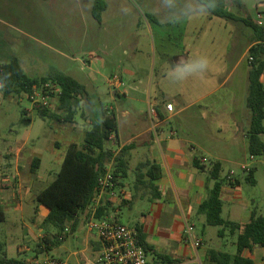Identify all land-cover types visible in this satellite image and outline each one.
<instances>
[{
    "label": "crops",
    "instance_id": "crops-1",
    "mask_svg": "<svg viewBox=\"0 0 264 264\" xmlns=\"http://www.w3.org/2000/svg\"><path fill=\"white\" fill-rule=\"evenodd\" d=\"M104 1L107 7L102 13L101 26L106 25V18L114 17V13L119 15L122 22L117 23V41L120 48L129 49L131 54L127 60L117 63L116 73L107 79L111 90L108 97L110 106H101L117 119V132L112 135L107 148L115 156L124 148H129L125 153L129 163L128 177L117 182L116 195L109 191L102 194V206L111 207L107 217L120 221L124 211L132 208L137 199L148 202L147 213L133 226L141 228L147 243L153 247L149 253L155 255L154 262H158V259L170 264H197L200 261L199 254H202V264H209V251L225 252L210 248L208 243L211 241L214 244V237L207 231L205 216L198 213L215 184L210 177L214 162L222 165L223 218L245 224L251 219L252 211L257 210L254 202L243 196L237 170H229L227 166H237L248 174L251 170L255 173L252 165L256 164L257 157L249 153L247 136L251 123V112L247 106L251 67L245 58L256 45L254 41L258 33L250 27L247 29L240 21L211 16L196 0ZM137 1L145 3L144 8L137 6ZM114 2L129 4L130 8L122 5L120 9H124L123 13L118 14L116 12L122 10H118L117 6L114 9ZM226 5L228 10V1ZM124 12L131 13L130 25L124 21L128 16ZM123 14L126 16L121 17ZM229 22L234 25L229 26ZM237 45L241 46L242 53L238 59L234 57ZM145 48L148 49L145 54L149 57L148 62L138 58ZM105 49H109L108 46L100 47L99 51ZM105 54L108 58L113 57L111 52ZM125 54L128 55L127 50ZM201 56L210 60L209 70L204 75H199L198 69L188 70L185 64L179 62L183 57L194 63ZM108 58L97 56L94 50H90L84 64L86 68H91L100 61L101 67L105 69ZM181 76L185 80L174 81ZM114 77H118L120 83L111 85ZM74 79L86 88L85 98L93 100L98 96V79L94 72L90 74L88 84L79 78ZM261 81L264 84V74ZM168 104L173 105V111L167 110ZM150 106L158 109L159 121L156 123L152 122L149 115ZM90 107H94L92 101ZM79 110V106L75 108L74 117L68 122L69 131L64 126L59 129L61 134L79 136L78 142L68 143L64 158L72 143L79 146L83 144L85 132L98 119L94 118L91 111L83 113ZM29 113L24 111L26 116ZM78 114H81L83 123L77 122ZM57 116L61 117L60 114ZM28 145L24 142L21 149L15 151L11 148L3 156L0 154V178L13 176L24 185L25 176L28 175L31 179L29 188L35 181L44 182L43 173L40 172L43 160L33 145H30L32 151L26 153ZM53 145L62 147L58 140H53ZM35 159L40 160V164L37 172L33 173ZM248 160L252 165H249ZM113 167L114 160L106 166L107 169ZM48 173L51 177V172ZM47 183L37 192L34 206V214L40 212L44 220L50 211L43 205L38 206L36 198L50 184ZM44 208L48 211H44ZM89 212L90 206L80 214L76 230L86 231L88 246L94 238L87 226L91 218ZM225 212L227 218L224 217ZM185 223L195 230L202 226L201 234L189 237ZM229 234L227 232L222 239L226 240ZM195 241L202 242L200 250H197ZM159 255L170 257L171 260H163ZM243 256L252 259L254 264H264V246H254L252 250H246Z\"/></svg>",
    "mask_w": 264,
    "mask_h": 264
},
{
    "label": "rangeland",
    "instance_id": "rangeland-1",
    "mask_svg": "<svg viewBox=\"0 0 264 264\" xmlns=\"http://www.w3.org/2000/svg\"><path fill=\"white\" fill-rule=\"evenodd\" d=\"M238 1L241 6L228 0V10L236 16L251 18L264 25V0ZM94 2L95 0H0V65L10 62L13 58H18L27 74L33 77L63 73L79 78L85 84H88L90 74L94 72L98 79L96 82L99 87L98 96H95L93 100L83 98L78 106L79 112L90 113L91 111L94 118L97 119L101 106L103 104L110 106L108 97L111 90L108 87L107 79L116 73L119 61L129 58L131 51L119 47L117 23L122 22L119 15L114 13V17L106 18V25L102 27L93 16ZM136 4L144 8L145 3L137 1ZM122 5L129 7V4L114 2V9L117 6L118 10H122L116 13H123L124 9H120ZM124 13L128 14L124 21L127 24L131 23V13ZM229 23V26L234 25ZM235 25L238 26L239 23ZM247 29H249L248 26ZM233 31L235 30L233 29ZM225 32L222 31L223 34ZM226 35L229 34L226 33ZM102 46H108L109 49L99 51ZM125 49L128 55L125 54ZM90 50H94L97 56L104 58H108L105 52L112 53L113 57L108 58L105 69L101 67L100 61L91 68L85 67L84 63L88 60ZM143 51L144 53L140 54L138 58L142 62H148L149 57L145 56L148 49L145 48ZM241 54V46L237 45L234 57L236 56L238 59ZM248 60L249 54L246 55L245 62ZM91 101L94 104L92 109ZM59 104V99L52 98L51 107L48 109L51 114H60L61 120L49 116L43 117L37 104H33L25 96L5 97L0 92V154L3 156L12 149L15 151L18 148L21 149L24 142L33 145L43 160L40 172L43 173L44 179L43 183L35 181L32 188H29L31 179L28 178V175L25 176L24 185H21L19 179L13 176L0 178V213L2 215V219L0 217V256L6 253L9 258L23 260L51 257L69 259L72 264H80V256L77 257L76 254L88 249L86 231L78 229L75 233L70 234L59 248L44 253L36 252V244L52 229L44 225L43 214L40 212L37 215L34 214L35 196L47 181L49 184L55 178L56 173L60 170L68 143L79 141V136L59 132L61 126L70 130V124L63 120L66 117V112L60 110ZM26 110L30 112L29 116L24 115ZM248 111L250 113L249 109ZM76 120L78 123L84 121L81 114L76 116ZM53 140L60 141L62 147H54ZM17 141H19L18 144ZM30 145H28L26 153L32 151ZM248 163L252 165L250 160ZM255 163L252 168L255 169L256 184H251L246 180L248 172H242L241 169L233 165L227 167L229 170L231 168L237 170L240 175L243 196L251 199L259 214L264 216V157H257ZM4 164L5 162L2 165ZM5 170V166H3V171ZM48 172H51V177ZM148 207V202H144L140 198L137 199L133 207L125 210L121 215V223L133 226L135 221H141L142 215L147 213ZM44 211H48V209L44 208ZM227 216L228 214L225 212L224 217L227 218ZM185 228L186 234L189 237H194V234H201L203 227L200 226L195 230L194 227L185 223ZM206 228L209 234L214 237V244L211 241L208 243L210 248L236 253L237 236L229 234L226 240H223L218 235L219 227L207 226ZM93 235H96V232ZM195 243H199L196 248L200 250L202 242L195 241ZM223 243L226 244L223 246ZM85 255L91 258L89 251H86ZM199 257L200 261L197 264H202L203 255L199 254ZM154 260L155 255L149 253V264H170L158 259V262H154Z\"/></svg>",
    "mask_w": 264,
    "mask_h": 264
},
{
    "label": "trees",
    "instance_id": "trees-1",
    "mask_svg": "<svg viewBox=\"0 0 264 264\" xmlns=\"http://www.w3.org/2000/svg\"><path fill=\"white\" fill-rule=\"evenodd\" d=\"M202 4L213 17L225 18L240 21L258 33L249 56L253 58L249 71V88L247 96V106L251 112V123L247 132L249 142V153L255 157H264V84L261 77L264 74V32L251 18H239L227 10L228 0H196ZM232 0V3H238ZM241 6V5H240ZM106 3L95 0L93 6V16L100 23L102 13L106 10ZM46 83H51L58 87L60 94V110L66 112L63 119L71 122L73 112L81 98H85L86 88L73 77L54 73L43 77H33L24 70L18 58H13L10 62L0 65V91L5 97L11 95L24 96L27 98L35 88ZM29 100V98H28ZM40 114L43 117H51L61 120L55 114H51L49 109L37 104ZM41 107V108H40ZM117 132V119L113 114L102 107L100 116L92 122L90 130L85 132L84 142L81 146L72 143L67 151L60 171L53 181L43 189L36 198L39 205L49 209V214L44 220V225L51 227L47 235L36 244V252L44 253L59 248L70 234L76 232L81 213L91 204L95 192L99 187V180L104 173L106 166L114 160L113 174L116 182L128 177L129 163L125 153L129 148H124L119 154L114 155L113 151L107 148V143L111 136ZM40 160L35 159L32 172L39 169ZM222 165L214 162L210 177L215 181L207 199L201 204L198 213L205 216L207 226L219 227L218 235L223 238L226 233L238 234L237 251L235 254L211 250L207 254L209 264H254V261L245 258L243 253L252 250L254 246H264V216L260 215L256 209L252 211L251 219L245 224L225 220L222 216L223 201L221 199L223 180H221ZM140 178L137 177V181ZM246 180L255 184L254 170H251ZM111 213V207L101 206L97 212V217H105ZM0 216L2 217L1 213ZM71 225V233H65V229ZM141 234L140 240L144 249L149 253L153 251L147 241L146 236L140 227H137ZM1 250V247H0ZM163 260H171L170 257L159 255ZM0 264H27L23 259L8 258L6 253L0 256Z\"/></svg>",
    "mask_w": 264,
    "mask_h": 264
},
{
    "label": "built area",
    "instance_id": "built-area-1",
    "mask_svg": "<svg viewBox=\"0 0 264 264\" xmlns=\"http://www.w3.org/2000/svg\"><path fill=\"white\" fill-rule=\"evenodd\" d=\"M263 29L261 22L256 23ZM264 43V42H263ZM253 58L249 56V64L251 65ZM120 83L118 77L111 79V85ZM61 91L58 87H54L51 83H46L41 87L34 89L32 94L28 96L29 101L33 104H40L44 108H50L52 98L59 99ZM27 97L26 95H24ZM168 111H173V105L166 106ZM149 115L153 123L159 121V112L156 106H150ZM112 139V136H111ZM110 139V140H111ZM206 161V160H205ZM246 169V167H244ZM117 182L115 180L113 169H105L99 180V187L95 192V196L90 205V217L87 226L94 238L87 247L88 249L76 254L80 256V264H149L148 252L144 249L140 240V230L136 226L125 225L113 217L98 218L97 212L102 206L101 199L104 192H110L113 195ZM71 225L65 229V233H71ZM199 246V243L196 244ZM89 251L91 258L85 255ZM27 264H72L69 259L56 258H35L26 261Z\"/></svg>",
    "mask_w": 264,
    "mask_h": 264
},
{
    "label": "clouds",
    "instance_id": "clouds-1",
    "mask_svg": "<svg viewBox=\"0 0 264 264\" xmlns=\"http://www.w3.org/2000/svg\"><path fill=\"white\" fill-rule=\"evenodd\" d=\"M180 64H185L188 70H200L199 75H204L210 67V60L206 56H201L195 60L193 63L192 60H185L183 57L179 60ZM170 78L172 79L171 73H169ZM185 80V77L181 76L178 80H174L175 82H180Z\"/></svg>",
    "mask_w": 264,
    "mask_h": 264
}]
</instances>
